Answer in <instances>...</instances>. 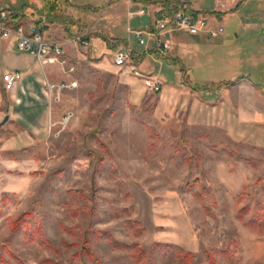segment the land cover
<instances>
[{
  "label": "rangeland",
  "instance_id": "374dc122",
  "mask_svg": "<svg viewBox=\"0 0 264 264\" xmlns=\"http://www.w3.org/2000/svg\"><path fill=\"white\" fill-rule=\"evenodd\" d=\"M37 1L0 0L6 9ZM245 36L217 45L199 65L186 60L190 81L201 86L235 79L237 70L249 75L226 89L185 87L179 67L165 64L155 71L165 84L155 92L143 76L120 80V71L100 75L85 62L67 82L76 87L54 88L46 111L29 117L11 108L1 87L0 256L11 264H92L90 248L101 264H208L206 253L218 264L264 263V92L253 84L264 90V40ZM231 53L237 61L226 60ZM25 214L51 246L15 228ZM99 232L139 244L144 261ZM157 243L181 246L193 259Z\"/></svg>",
  "mask_w": 264,
  "mask_h": 264
},
{
  "label": "crops",
  "instance_id": "0c3cea01",
  "mask_svg": "<svg viewBox=\"0 0 264 264\" xmlns=\"http://www.w3.org/2000/svg\"><path fill=\"white\" fill-rule=\"evenodd\" d=\"M50 2L57 3V8L67 21V24H53L52 26L59 25L60 28L53 31L49 28L46 33L49 40L63 42L60 59L66 61L65 65L59 62L43 65L35 55L19 51L15 37L0 40V89L2 87L8 94L11 108L22 110L21 116L23 110L28 112L29 117L36 114V109L43 108L46 111L53 93L49 86L70 81L76 65L81 63L87 62L90 69L100 75L114 76L120 71V80L131 81L128 70H123L114 61L115 51L124 46L131 49L134 67L143 77H152L162 83V77L154 76L158 67L161 68L165 64L175 65L181 72L180 65L171 63L170 59L181 62L188 73L186 60L199 65L203 55L214 54L217 45L227 42L230 38L238 41L245 33L246 38H249L247 35H252L264 40V0H106V6L103 8L87 5L73 7L70 0ZM45 4V1L41 0L29 2L27 8L25 6L13 10L11 8V11L15 10L10 16L11 24H24L28 28L40 17L39 11ZM174 4L187 5L191 12L206 15L210 27L222 26L224 32L217 37L220 38V43L211 44L209 41L215 38H209L206 34L193 36L177 31L166 35L173 46L172 51L166 56H161L157 52L151 38H148L146 45L140 44L134 32L154 31L160 11L166 5L170 7ZM96 14L99 16L94 17ZM232 56L233 53L229 54L226 60L237 61ZM71 67L74 71L70 73ZM9 72H20L22 79L14 91L8 92L4 88L2 76ZM233 74L236 76L235 79L207 85H217L223 81L235 82L243 79V76H249L238 70ZM181 79L183 83L182 74ZM248 80H251L250 77ZM73 81L75 80H71ZM253 84L264 92L260 83Z\"/></svg>",
  "mask_w": 264,
  "mask_h": 264
},
{
  "label": "built area",
  "instance_id": "2783aa9c",
  "mask_svg": "<svg viewBox=\"0 0 264 264\" xmlns=\"http://www.w3.org/2000/svg\"><path fill=\"white\" fill-rule=\"evenodd\" d=\"M145 9L142 10V13ZM13 11L11 9L0 10V40H8L12 37L17 39V47L19 51L28 52L35 55L43 64H55L57 62L65 65L66 61L60 59L61 41H52L47 38V30L51 26L45 15L32 22L27 28L24 24L12 25L10 16ZM185 32L189 35L197 36L206 34L209 38H217L223 32L224 28L218 26L216 28L210 27L208 19L204 14H195L188 9L187 5L165 7L162 9L157 17L155 30L152 32L135 31V36L140 44L146 45L148 38L154 42V48L161 56H166L172 51V43L166 38L170 32ZM114 61L117 66L123 70H128L129 74L142 76L140 72L134 67V59L131 49L128 46L118 48L114 53ZM71 67L69 72H73ZM22 79L20 72L4 73L2 81L6 91H14L19 81ZM146 85L155 92L161 90V82L152 77H145ZM77 82L73 81L70 84L65 82L58 85H50V90L54 88H74Z\"/></svg>",
  "mask_w": 264,
  "mask_h": 264
},
{
  "label": "trees",
  "instance_id": "16d2710c",
  "mask_svg": "<svg viewBox=\"0 0 264 264\" xmlns=\"http://www.w3.org/2000/svg\"><path fill=\"white\" fill-rule=\"evenodd\" d=\"M168 6V5H166ZM176 6V4H174ZM13 10V8H12ZM15 11V10H14ZM13 11V13H14ZM12 13V15H13ZM16 13V12H15ZM41 15H45L51 25L55 23H66L67 21L62 14V12L57 8V3L53 2H46L45 6L39 11ZM171 63L180 65L181 68V73H182V78H183V83L185 86L192 88L193 90L196 91H214V90H221V89H226L235 82H228V81H223L218 83L217 85H198V84H193L190 82L188 73L186 68L179 62L178 60H169ZM247 212V209H243L242 211V216L244 213ZM29 214H25L21 216L17 221L15 222V228H23L24 229V238L29 241V242H38L40 245H48L51 246L50 242L46 239L45 234L43 233L42 227H37L35 230H32L30 227L29 221H28ZM128 224L131 227H135L137 229L138 235H142L145 232L144 227L139 221L129 219ZM99 234L106 238L107 240L110 241L111 244L117 249H126L131 252L132 258L134 261L137 263H142L146 257V251L139 245V244H132V245H121L119 242L115 241L112 239V237L106 233H100ZM157 247L159 248H173L176 251L177 258L183 261H191L193 259V253L186 251L183 247L181 246H173L171 244H161L157 243ZM84 252L88 259L91 261L92 264H101L99 259L94 255V253L91 251L90 248L84 249ZM207 257V262L208 264H218L217 260L214 258L213 255L210 253H206ZM0 264H11L6 258L3 256H0ZM19 264H24L23 262L19 261ZM40 264H62L59 263L55 260L52 259H45L40 262ZM70 264H80V263H70ZM259 264H264V263H259Z\"/></svg>",
  "mask_w": 264,
  "mask_h": 264
},
{
  "label": "water",
  "instance_id": "95a60500",
  "mask_svg": "<svg viewBox=\"0 0 264 264\" xmlns=\"http://www.w3.org/2000/svg\"><path fill=\"white\" fill-rule=\"evenodd\" d=\"M6 9L4 8V6H2L1 2H0V10Z\"/></svg>",
  "mask_w": 264,
  "mask_h": 264
}]
</instances>
